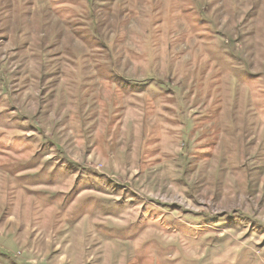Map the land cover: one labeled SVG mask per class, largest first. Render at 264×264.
I'll return each mask as SVG.
<instances>
[{"label":"rangeland","instance_id":"374dc122","mask_svg":"<svg viewBox=\"0 0 264 264\" xmlns=\"http://www.w3.org/2000/svg\"><path fill=\"white\" fill-rule=\"evenodd\" d=\"M0 264H264V0H0Z\"/></svg>","mask_w":264,"mask_h":264}]
</instances>
